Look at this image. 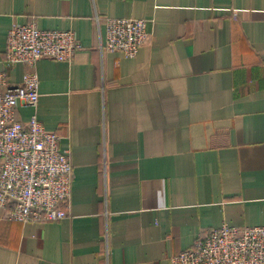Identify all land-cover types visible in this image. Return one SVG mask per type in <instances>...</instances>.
Here are the masks:
<instances>
[{
    "label": "crops",
    "instance_id": "0c3cea01",
    "mask_svg": "<svg viewBox=\"0 0 264 264\" xmlns=\"http://www.w3.org/2000/svg\"><path fill=\"white\" fill-rule=\"evenodd\" d=\"M141 19L131 59L102 50L107 19ZM72 31L42 59L34 114L73 166L58 222L0 217V264H169L227 224L264 226V0H0V70L13 24Z\"/></svg>",
    "mask_w": 264,
    "mask_h": 264
},
{
    "label": "built area",
    "instance_id": "2783aa9c",
    "mask_svg": "<svg viewBox=\"0 0 264 264\" xmlns=\"http://www.w3.org/2000/svg\"><path fill=\"white\" fill-rule=\"evenodd\" d=\"M148 24L141 19L110 18L102 50L134 58L146 44ZM82 50L72 31H46L34 24H13L7 34L4 64L31 69L20 84L0 70V212L18 223L58 222L68 215L73 166L59 148V136L47 132L34 114L23 123L17 106L36 109L42 59L71 62ZM169 264H264V226L223 224L200 236L194 246L170 257Z\"/></svg>",
    "mask_w": 264,
    "mask_h": 264
},
{
    "label": "trees",
    "instance_id": "16d2710c",
    "mask_svg": "<svg viewBox=\"0 0 264 264\" xmlns=\"http://www.w3.org/2000/svg\"><path fill=\"white\" fill-rule=\"evenodd\" d=\"M6 213H7V211H1L0 212V217L2 216V217H5L6 216Z\"/></svg>",
    "mask_w": 264,
    "mask_h": 264
}]
</instances>
